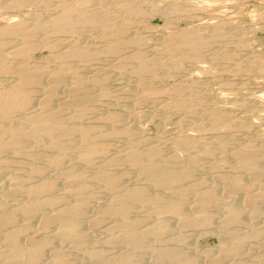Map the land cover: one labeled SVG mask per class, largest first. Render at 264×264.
<instances>
[{"label":"rangeland","instance_id":"rangeland-1","mask_svg":"<svg viewBox=\"0 0 264 264\" xmlns=\"http://www.w3.org/2000/svg\"><path fill=\"white\" fill-rule=\"evenodd\" d=\"M64 2L74 7L71 17L75 21L65 27L67 30H58L49 19L56 18V7ZM86 13L95 16L88 20L83 17L80 21V15ZM118 28L121 30L115 35ZM187 32L191 33L187 35ZM186 36L208 39L207 45L200 49L201 52L184 48L180 38ZM116 43L119 48L113 49ZM180 46L183 49H178ZM142 60L150 66L152 63L153 72L139 77L135 70ZM21 70L35 74L43 83L55 76L61 79L57 96L51 102L52 108L38 110L44 98L43 90H34L30 85L33 94L39 89L41 92L34 95L36 101L31 100V107L26 108L28 111L22 101H17L8 118L0 116V139H4L0 140L1 146L9 138V133L4 131L13 125H24L28 133L21 149L0 147V189L11 190L0 200V205L4 206H0V213L2 216L15 214L18 227L24 221L20 209L25 204L50 199L53 205L47 210L45 207L39 209L32 217L31 233L16 231L18 243L24 249L23 259L33 257L28 250L27 238L30 237L38 243L49 241L37 264H51L52 255L60 251L68 260L60 264H156L159 252L165 253L161 264H190L186 257L198 264H264V0H0V101L6 91L13 88L17 81L15 76ZM63 82L67 86H62ZM74 82H81L84 95L87 94L77 111L60 104L68 96V84ZM143 85L153 89L155 86V92L143 94L140 90ZM32 110L37 114L59 116L63 128L71 134L63 140L67 146L65 150L49 148L47 136L39 138L32 134L33 138L29 135L31 132L22 119ZM113 112L121 114L122 121L112 123L110 115ZM129 127L136 138L127 139L124 131ZM81 128L93 132L99 149L89 162L79 159L82 137L78 131ZM150 146L159 147L160 153L155 160L163 170L186 169L190 177L168 190L160 188L150 176L124 158L132 147L142 152ZM242 146L254 154L252 168L238 166L236 152ZM57 158L63 167L57 164ZM37 165L44 169V176L40 175L43 179L55 182L52 193L37 196L26 193L32 183H46L39 176L30 177V169ZM56 165L62 169H56ZM59 170H71L82 176L75 184H67ZM101 173L112 175L119 182L117 194L144 189L147 195L157 193L169 204L183 201L182 210L189 217L197 216L204 208L210 217L209 224L199 220L193 226H180L170 212L164 215L162 212L163 219L155 218L146 203H133V208L125 214L127 218L121 213L111 215L108 207L120 204L114 201L113 196L117 195L114 190L108 191L96 180ZM12 175L24 180L21 188H11L7 181ZM237 179L250 191L237 186ZM76 185H80L83 193L87 192L84 195L89 197L86 215L81 220L83 239L77 244L60 238L56 229L60 225L58 222H49L45 230L39 225L47 211L75 205L73 187ZM205 186L215 188L221 200L241 205L239 224H231L226 229L222 226L225 213L221 204L201 206L196 201L200 191L206 190ZM165 202L162 205L165 206ZM252 208L257 214L252 213ZM2 220L0 264H28L21 258L13 259L6 236L12 226ZM125 220L132 222L130 230L134 232L146 226L157 228L161 223L167 228L146 234L136 245L125 240V231L120 227ZM229 229L232 233L237 229L240 235L246 234L239 252L232 248ZM220 243H229L228 248L222 251ZM93 252L96 257L92 256Z\"/></svg>","mask_w":264,"mask_h":264},{"label":"bare ground","instance_id":"bare-ground-1","mask_svg":"<svg viewBox=\"0 0 264 264\" xmlns=\"http://www.w3.org/2000/svg\"><path fill=\"white\" fill-rule=\"evenodd\" d=\"M65 4H60V5H57L56 7V18L54 16V20L52 19H49L51 22L54 21L53 23V26L55 29H64L65 27H67L71 21H75L73 17L71 16H74L72 15L73 14V9L74 7H72V5H70V3L68 4L67 2H64ZM67 3V4H66ZM45 4V3H44ZM54 9V8H53ZM87 12V11H86ZM44 14V13H43ZM53 14V13H52ZM93 13H86V14H83L82 17L80 15V21H81V18L83 20V17H85L87 20L88 18L91 19L92 16H95V15H92ZM50 15V14H49ZM53 17V16H52ZM35 18V17H34ZM39 18V17H38ZM73 18V19H72ZM77 18V17H76ZM40 19V18H39ZM96 19V18H95ZM43 21V20H42ZM79 21V22H80ZM85 21V19H84ZM103 21V20H102ZM33 22H36V21H33ZM39 22V21H38ZM45 22V21H44ZM78 22V21H76ZM90 22V21H89ZM96 22V21H95ZM115 22V21H114ZM24 23V22H23ZM37 23V22H36ZM35 23V25H36ZM47 23V22H46ZM49 23V22H48ZM47 23V24H48ZM30 25L32 24L29 23ZM40 24V23H39ZM38 24V25H39ZM44 24V23H43ZM51 26V23H49ZM34 25V24H33ZM46 25V24H45ZM32 26V25H31ZM42 26V24H41ZM48 26V27H49ZM73 26V25H72ZM112 26V25H110ZM115 26V25H114ZM112 26V27H114ZM46 27V26H45ZM119 27V26H117ZM20 28V27H19ZM23 28V27H22ZM69 28V27H68ZM116 28V26H115ZM14 29V28H13ZM54 29V30H55ZM67 30V28H65ZM70 29V28H69ZM114 30V29H113ZM118 30H121L120 28L117 29V31L115 30V35H116V32H119ZM123 30V29H122ZM121 33V32H120ZM175 33V32H174ZM189 32H187V35H188ZM191 33V32H190ZM189 33V34H190ZM194 33V32H193ZM171 34V33H170ZM122 35V33H121ZM126 35V34H125ZM198 35V34H197ZM109 36V35H108ZM119 36V35H118ZM117 36V37H118ZM183 36V35H182ZM201 36V35H200ZM116 37V39H117ZM196 37V36H195ZM167 38V37H166ZM165 38V39H166ZM179 39V37H177ZM183 38V37H182ZM181 39V45L189 48V49H192V50H200L202 48H204L206 45H207V40H203L205 38H194L192 36H186L184 37V39ZM122 39V38H120ZM131 39V38H130ZM124 40V38L122 39ZM162 40V39H161ZM164 40V39H163ZM120 41V40H118ZM117 41V42H118ZM111 42V41H110ZM175 42V41H174ZM177 42L179 43V41L177 40ZM175 42V43H177ZM209 42V41H208ZM211 42V41H210ZM114 44V43H113ZM166 44V43H165ZM119 43L115 44V46L113 47V49H117L119 48L118 47ZM122 45V43H121ZM179 45V44H178ZM123 48V47H121ZM181 46L178 48L180 49ZM186 48V49H187ZM26 49V48H25ZM177 49V50H178ZM183 49V47L181 48ZM23 50V49H22ZM73 50V49H72ZM78 51V50H77ZM76 51V52H77ZM85 51V50H84ZM90 51V50H89ZM112 51V49H111ZM191 51V50H190ZM74 52V51H73ZM75 52V53H76ZM199 52V51H198ZM196 52L197 54H199L201 52L198 53ZM61 55H62V52H60ZM64 53V52H63ZM72 53V52H71ZM85 53V52H84ZM67 54V53H66ZM66 54L64 53V55L66 56ZM74 54V53H73ZM77 54L81 55L82 53L81 52H77ZM76 54V55H77ZM90 54V53H89ZM201 54V53H200ZM71 55V54H70ZM75 55V56H76ZM84 55V54H83ZM88 55V54H87ZM177 55V54H176ZM175 55V56H176ZM74 56V55H71V57ZM85 56V55H84ZM134 56V54H133ZM139 56V55H137ZM82 57V56H81ZM80 58V56H79ZM177 59V58H176ZM181 61V60H180ZM179 61V63H180ZM149 62H143L142 60V63L140 64V66H137L136 70H135V74H138L139 77L140 75L142 76L144 73H152L153 72V68L151 67L152 66V63H151V66L148 64ZM177 64V63H176ZM23 70V69H22ZM18 71V74L16 77V83L14 84L13 88L10 90V91H6L7 93H5V95H3V100L0 101V116H5V118H8L9 116V113L12 112L11 108L12 106L14 105V102H21L22 105H24L23 107L26 109V108H30L31 107V100H35V96L34 95H38V92L39 90H36L38 91L37 93L33 94L34 93V90L35 88H41L43 90V95H44V98H43V101L41 102V104L38 106V110H40V108H43L44 110L46 109H50L52 108V100L55 99V97L57 96V93H56V90L58 88L59 90V84L61 83V79L59 78H56L57 76H55V78L53 77L52 79L48 78L47 80L45 79L44 83L36 76H34L35 74L31 75V74H28L27 72H24V71ZM30 71V70H29ZM10 73V72H9ZM41 73V72H40ZM145 75V74H144ZM143 75V76H144ZM142 76V77H143ZM138 78V76H137ZM47 81V82H46ZM142 82V80H141ZM81 83V82H80ZM80 83H71V84H68V87H67V93L66 95H68L66 97V99L63 98V100L58 101L60 102V104L62 103L63 106L65 105L66 107H69L71 108V110L73 109L77 111V109H79V107L81 106V104H83V102L86 100H83L84 97L87 95H84L85 94V89L83 90V86L80 84ZM63 84H65L64 82L62 83V86ZM31 85V86H30ZM59 85V86H58ZM141 85V83H140ZM12 86V85H11ZM32 87V91H31V88ZM65 86H67L65 84ZM149 86V85H148ZM148 86H142L140 88V90L143 92V94H150L153 92H155V86H154V89L152 87H148ZM28 87L30 88L28 90ZM65 88V87H64ZM64 88H61L64 90ZM137 88V86H136ZM157 89V88H156ZM158 90V89H157ZM35 91V92H36ZM41 92V91H40ZM39 92V93H40ZM59 92V91H58ZM90 92V91H89ZM141 92V93H142ZM157 92V91H156ZM88 93V92H87ZM89 94V93H88ZM33 95V99L31 98ZM42 95V96H43ZM65 95V96H66ZM42 96H38V97H42ZM89 96V95H88ZM90 97V96H89ZM42 99V98H41ZM1 100V99H0ZM83 100V101H82ZM34 101V103H35ZM52 102V103H51ZM37 103V102H36ZM57 103V102H56ZM21 105V106H22ZM57 105V104H56ZM36 106V105H33V107ZM23 109V110H25ZM34 109V108H33ZM11 110V111H10ZM28 111V109H26ZM26 112V111H25ZM39 112V111H38ZM41 112V111H40ZM45 113V112H44ZM126 114V113H125ZM121 114H116L113 112L112 115H110V121L112 123H118L120 121H122V117L120 116ZM8 116V117H7ZM216 116V115H215ZM2 117V118H3ZM219 117V116H216V118ZM1 118V117H0ZM24 122H26V126L25 127H28V129L30 130L31 135L32 134L36 137H41V136H47L50 140V147L49 148H55V149H59L61 151H63V149L65 150V146L64 145V142L63 140L65 139L66 141V136L69 135L70 133H68V130L66 127V129L63 128L62 126V122L60 121V118L57 114L55 113H48V114H37L35 111H29L27 114H24L23 116V119H22ZM22 121V122H23ZM110 122V123H111ZM21 124V123H20ZM7 126V125H6ZM12 126V125H11ZM14 126V125H13ZM10 127V128H7V131H4V132H8L9 133V138L8 140L2 145V146H5V147H9V148H13L14 150L17 149V148H20L22 145H23V142L25 139H27V131L25 130L26 128H24V125H19V126H16V127ZM107 128V127H106ZM4 129V128H3ZM132 128H127L125 129L124 133L125 135L127 136V139L128 137L131 138V137H134L136 138V135H135V132L133 130H131ZM79 130V129H78ZM1 131V130H0ZM71 131V130H70ZM29 132V133H30ZM78 132H80V135H81V143L79 144L80 147L78 148V154H79V159H81L82 161H87L89 162L88 160L89 159H92L91 156H93L92 154L95 153L97 151V147H96V143H95V140L94 138L92 137V134L93 132L90 130V129H87V128H81ZM3 133V132H2ZM1 133V134H2ZM71 135V134H70ZM7 136V135H6ZM34 136H32L34 138ZM4 137V136H3ZM1 140V139H0ZM4 140V139H2ZM1 140V141H2ZM35 140H37V138H35ZM134 140V139H133ZM131 141V140H130ZM98 142V141H97ZM132 145V144H131ZM1 144H0V147L2 148ZM24 146H25V143H24ZM72 146V145H71ZM153 146V145H152ZM23 147V146H22ZM21 147V148H22ZM67 147V146H66ZM20 148V149H21ZM130 148V147H129ZM19 149V150H20ZM99 150V149H98ZM60 151V152H61ZM254 151V150H253ZM27 152V151H26ZM160 151H159V147H149L147 148L146 150H143L142 152L138 151L135 147H132L131 149H129V151L127 150V153H126V156L124 158H126L129 163H132L136 166H138V168H140V172L144 173V174H147L148 176H150L154 182L160 186H163V187H167L166 189L168 190L169 188L171 187H174L173 185L175 184H180L181 182H183L184 180L188 179L190 177V173L188 170L186 169H183V170H180V171H165L163 170L160 166V164H158L156 162V157L159 155ZM57 154V153H56ZM237 156H238V166L240 168H252L254 166L253 162L251 161V159H253L254 157V154L253 152L248 148V147H243L240 148L237 152H236ZM61 155V154H60ZM123 155V154H122ZM125 155V154H124ZM46 156V155H45ZM49 157V156H48ZM77 157V156H76ZM121 157V156H120ZM123 157V156H122ZM43 158H44V155H43ZM56 158V157H55ZM112 158V157H111ZM51 159V158H50ZM54 159V158H53ZM113 159V158H112ZM120 160H122V158H119ZM119 159H116L119 161ZM39 160V159H38ZM60 159L57 158L56 161H58ZM49 162H51L50 160H48ZM110 161V159H109ZM46 162V161H45ZM111 162V161H110ZM114 162V161H113ZM117 162V161H115ZM55 163V162H54ZM61 161L57 162V164H60ZM257 163V162H256ZM52 164V163H51ZM50 164V165H51ZM56 164V163H55ZM47 165V164H46ZM54 165V164H53ZM52 165V166H53ZM45 166V165H44ZM57 166V165H56ZM61 167L62 166V163L60 164ZM42 167V166H41ZM40 166H36V167H32L30 169V177L33 176V177H41L40 175H43L44 173V169L43 167L41 168ZM60 167V168H61ZM47 168V167H46ZM56 168V167H55ZM59 166H57L56 169H58ZM59 168V169H60ZM62 169V168H61ZM70 169V168H69ZM72 169V168H71ZM75 170V169H74ZM59 172L61 173V177L67 182V184H70V183H74L75 182H78L80 180V177L82 175L78 174V173H75L71 170H59ZM58 173V172H57ZM2 174V173H1ZM105 174V173H104ZM103 173L101 174H98L96 176V180L98 182H101L102 185L104 186L105 189H107L108 191L109 190H114L115 194L116 195L117 191V185H119L117 183V180L115 179V177H113L112 175H108V174H105L104 175ZM60 175V174H59ZM13 177L8 179L7 182H10L11 184V188L12 189H15V188H21L24 180L23 179H20L18 178V176H14L12 175ZM44 176V175H43ZM20 177V176H19ZM32 177V178H33ZM38 177V178H39ZM261 177V176H260ZM21 178H23L21 176ZM27 178V177H26ZM37 178V179H38ZM42 178V177H41ZM46 178V177H45ZM43 179V181L46 179ZM239 178V177H238ZM29 179V176L27 178V180ZM41 179V180H42ZM47 179H50V178H47ZM226 180V179H224ZM235 180V179H234ZM26 181V179H25ZM244 181V180H243ZM41 182V181H40ZM39 183H32V185L29 187V189L26 191V193L28 192V194H31V195H41L44 193H52L53 190L55 189V185L54 183H52V181H49L46 183H43V184H40ZM26 183V182H25ZM77 184V183H76ZM236 184L237 186H239L240 188L243 187L247 190H249V187L247 185H245L244 183H242L240 181V179H237L236 181ZM25 185V184H24ZM83 185V184H82ZM231 185V184H230ZM72 186V185H71ZM157 186V187H158ZM209 186V185H208ZM69 187V186H68ZM75 187V186H74ZM74 194L76 196V202H75V205L71 208H68V206H66L67 208H63L61 207L62 209H56V210H50V211H47L45 215H43L41 218H40V223L39 225L44 228H47V225L51 223V221H54V222H58L60 225H58L56 228L57 229V234L60 236V238H63V239H68V240H71L73 241L74 243H78L79 240L82 241V229H81V220L84 218V216L86 215V212L87 211L86 209L88 208V205H89V197L84 195L85 193H83L82 191V188L79 186L76 185V187L74 188ZM83 187V186H82ZM178 187V186H177ZM206 187V186H205ZM225 187V186H224ZM252 187V186H251ZM9 188H10V185H9ZM70 188V187H69ZM84 188V187H83ZM232 188V186H231ZM2 189V188H1ZM0 189V190H1ZM26 189V187H25ZM72 189V188H70ZM164 190H166L165 188H162ZM174 189V188H173ZM173 189L171 191H173ZM215 188L213 187H206V190L203 192V191H200L202 192L201 194L198 195V199L196 198V201L198 200L199 204L201 206H203L204 204H209V203H218V204H221L222 205V208L224 209V212L225 213V218L224 220H222V226L223 227H226L229 228V226H231V224H235L237 222H240L239 220H242L240 219V216L242 214V210L243 208L241 207V205L235 203V201H230L229 202L227 201V199L224 201V198L223 200L220 199V197L217 196V192H215L214 190ZM230 189V188H228ZM236 189V188H234ZM18 190V189H17ZM181 190V189H180ZM227 190V189H226ZM233 190V189H231ZM246 190V191H247ZM264 190V189H263ZM11 191L10 189H6L4 190H1L0 191V200L7 196L8 195V192ZM12 191H15V190H12ZM52 191V192H51ZM124 190L122 193L120 191V193H118L116 196H113L114 197V201L117 202L118 204H120V206H111L113 207L112 210L110 209L111 207H108L110 211H108V213H110L111 215L112 214H116V213H121L123 214V216L125 214H127L131 208H133V203L135 204H141V203H146V204H149L150 207H151V211H152V215L156 216L155 218L157 217H160V215H164V212H170V214L172 213V215L176 216V218L178 219L177 221L180 222V226H190V225H194L195 223H197V221L199 220H202L204 223H208L209 220H210V217L209 215L206 213V210L204 211V208H203V211L202 209L199 210L197 216L195 217H189L188 215H186V212H184L183 210V201L179 202V203H176V204H169L168 202H165L163 201V198L160 197L159 195H156L154 194V196L152 195H147L146 194V191L143 189V190H136V191H132V190H128L126 191ZM170 191V190H169ZM250 191V190H249ZM73 192V191H71ZM111 192V191H110ZM113 192V191H112ZM229 193H232V192H229ZM250 193V192H249ZM233 194V193H232ZM167 195V194H166ZM231 196V195H230ZM9 197V196H8ZM31 197V196H30ZM33 199V198H32ZM37 199V198H36ZM40 199V198H39ZM38 199V200H39ZM165 199V198H164ZM253 199V198H252ZM25 200V199H24ZM31 200V199H30ZM35 200V198H34ZM42 200V199H40ZM168 201V198L166 199ZM29 201V200H28ZM36 201V200H35ZM185 201V200H184ZM163 202H165V206L162 205ZM193 202V201H192ZM28 203V202H27ZM194 203V202H193ZM250 203V202H249ZM26 205V206H25ZM24 207H22L20 209L21 211V214L24 218V221L22 223V225L20 226H15V218H14V215H5V216H2V214L0 213V220L1 218L4 220V223H6L8 226L11 225L12 226V230L8 231V233L6 234V236H8L7 238L9 239V244L10 246L8 247V250H10V253L13 255V259L16 257V258H21L23 259V252H24V249L21 248L20 244L18 243L19 241L17 240L18 238H16V231L18 232L19 231H22V234L23 232H28V233H31L32 231V228L31 227V219L34 215H37V211L39 209H42L45 207L46 208H51L53 205H52V201L50 199H45L44 201H41V202H31L29 204H25ZM116 205V203L114 204ZM148 205V206H149ZM186 206V204H184ZM210 205V204H209ZM1 208L4 207L3 205H0ZM198 206V205H197ZM196 206V207H197ZM201 206H199L200 208H202ZM90 207V206H89ZM188 207V206H187ZM198 207V208H199ZM247 207V206H246ZM0 208V209H1ZM53 208V207H52ZM197 208V209H198ZM199 208V209H200ZM5 209V208H4ZM183 209V210H182ZM195 209V210H197ZM18 209H16L17 211ZM47 210V209H46ZM2 210H0L1 212ZM15 211V209H14ZM105 211V210H103ZM107 211V209H106ZM185 213H183V212ZM187 211V210H186ZM250 211V210H249ZM252 213L253 214H257V211L255 210V208L253 209L252 208ZM250 211V212H251ZM9 212V211H8ZM45 212V211H44ZM197 212V211H196ZM195 212V213H196ZM244 212V211H243ZM6 213V212H5ZM4 213V214H5ZM15 213V212H14ZM18 213V212H17ZM107 213V214H108ZM260 213V212H258ZM6 214H9V213H6ZM43 214V213H42ZM104 214V213H103ZM41 215V214H40ZM257 216V215H256ZM39 217V216H38ZM97 217V216H96ZM163 217V216H162ZM162 217H160L161 219H163ZM166 217V216H165ZM102 218V217H101ZM104 218V217H103ZM125 218H127V216L125 215ZM169 218V217H168ZM100 219V217H99ZM159 219V218H158ZM165 219V218H164ZM2 220V221H3ZM98 220V219H97ZM103 220V219H102ZM157 220V219H156ZM93 221V220H92ZM130 221V220H129ZM128 220L120 223V227L125 231V240L126 241H130L131 243L133 242L134 244L136 245H139L141 243V238H143L146 234H150L151 232L155 231V230H158V231H164L166 230V226L164 224H160V225H156L159 226L157 228H155L154 226H146L145 228H142L140 231H137V232H134L133 230L131 231L130 229V226L132 224V222L130 221L129 222ZM249 221V220H248ZM50 222V223H49ZM162 222V221H161ZM167 222V221H166ZM201 222V221H200ZM242 222V221H241ZM252 222V221H251ZM55 223V224H56ZM97 223V222H96ZM165 223V222H163ZM2 223H0L1 225ZM21 224V223H20ZM152 224V223H151ZM156 224V223H155ZM166 224V223H165ZM209 224V223H208ZM239 224V223H237ZM5 225V224H3ZM2 227H5L3 226ZM17 225V223H16ZM115 225V224H114ZM135 225V224H134ZM169 225V224H168ZM179 225V224H178ZM39 226V227H40ZM1 227V226H0ZM84 227V226H83ZM135 227V226H134ZM132 227V228H134ZM233 227V226H232ZM10 228V227H8ZM113 228V227H112ZM111 228V229H112ZM137 228V227H136ZM169 228V227H168ZM222 228V227H221ZM1 229V228H0ZM3 229V228H2ZM140 229V227H139ZM233 229V228H232ZM35 230V229H34ZM230 230V229H229ZM227 230L228 231V234L230 235V237L233 239V250L234 251H238L239 252V249L241 250V246L243 245L244 243V238H245V235L243 236L240 235L238 232L237 229H235L234 231H236V233H232V230ZM238 231V232H237ZM257 233V231H255ZM20 233V232H19ZM28 233H26L28 235ZM241 233V232H240ZM244 233V232H243ZM246 233V232H245ZM5 234V231L4 233ZM152 234V233H151ZM31 235V234H30ZM249 235V234H248ZM26 236V235H24ZM123 236V237H124ZM18 237V236H17ZM33 238V236H31ZM253 237V236H252ZM82 238V239H81ZM111 238V237H110ZM261 238V237H260ZM7 239V240H8ZM123 239V238H122ZM27 240H29L28 242H30L29 244V252L31 254L32 252V255L33 257H29L28 260H25L26 262H28V264H37L38 262V259L39 261L42 259L41 258V255L43 256V248L44 246L48 247L47 246V243H49L48 240H46L47 242H44V243H38L36 242L35 238L34 239H31L30 237L27 238ZM60 240V239H59ZM80 241V242H81ZM111 241V240H109ZM115 241V239H114ZM243 241V243H242ZM27 242V241H26ZM40 242V241H39ZM79 242V243H80ZM231 242V241H230ZM7 243V245H8ZM129 243V242H127ZM179 243V242H178ZM231 243V244H232ZM242 243V245H241ZM229 244V243H228ZM227 244V245H228ZM225 245L224 243H220L219 245V248L222 250V251H225L228 246ZM6 246V245H4ZM26 246V245H24ZM28 246V245H27ZM132 246V245H131ZM231 246V245H230ZM244 246V245H243ZM23 247V246H22ZM10 248V249H9ZM82 248V247H81ZM231 248V249H232ZM26 250V248H25ZM27 250V251H28ZM161 250V249H160ZM158 250V251H160ZM1 251V250H0ZM157 251V252H158ZM2 252V251H1ZM5 252V251H4ZM231 252V250H230ZM235 252V254H236ZM229 253V252H228ZM155 254V253H154ZM26 255V254H25ZM157 255V256H156ZM156 256L157 258H159L158 262L156 261V264H161L160 263V259L162 257L165 256V253L164 252H159L157 253ZM170 255V254H169ZM187 255V254H186ZM54 256L53 259H52V263L51 264H60L62 262H66L64 256H63V252H56V254L52 255ZM92 256L96 257L97 254H95V252H93ZM90 255V257H92ZM167 256V255H166ZM219 256V255H218ZM92 257V258H93ZM100 257V256H99ZM155 257V258H156ZM180 257V256H179ZM186 257V256H185ZM27 258V256H26ZM157 258L155 260H157ZM167 258V257H166ZM175 258V257H174ZM187 258V261L190 263V264H198L194 259L190 258V257H186ZM258 258V257H257ZM6 259V258H5ZM11 259V258H10ZM95 259V258H94ZM99 259V258H97ZM137 259V258H136ZM164 259V258H163ZM100 260V259H99ZM134 260V259H133ZM162 260V259H161ZM8 261V260H7ZM44 261V260H43ZM68 261V260H67ZM6 262V260H5ZM21 262V261H20ZM24 262V261H23ZM162 262V261H161ZM13 263V262H12ZM68 263V262H67ZM66 263V264H67ZM215 263V262H214ZM260 263V262H259ZM50 264V263H49ZM69 264V263H68ZM97 264V263H96ZM263 264V263H262Z\"/></svg>","mask_w":264,"mask_h":264}]
</instances>
